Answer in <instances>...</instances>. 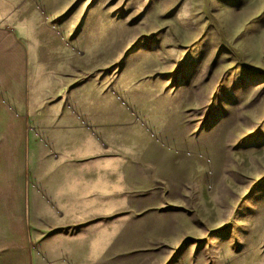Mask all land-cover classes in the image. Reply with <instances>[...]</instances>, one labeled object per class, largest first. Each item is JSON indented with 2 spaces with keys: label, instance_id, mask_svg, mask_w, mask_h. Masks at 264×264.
<instances>
[{
  "label": "rangeland",
  "instance_id": "374dc122",
  "mask_svg": "<svg viewBox=\"0 0 264 264\" xmlns=\"http://www.w3.org/2000/svg\"><path fill=\"white\" fill-rule=\"evenodd\" d=\"M26 1L66 26L147 171L107 244L121 264H264V0Z\"/></svg>",
  "mask_w": 264,
  "mask_h": 264
},
{
  "label": "crops",
  "instance_id": "0c3cea01",
  "mask_svg": "<svg viewBox=\"0 0 264 264\" xmlns=\"http://www.w3.org/2000/svg\"><path fill=\"white\" fill-rule=\"evenodd\" d=\"M52 22L0 0V264H121V243L107 244L121 240V208L147 203V171L116 151L101 90Z\"/></svg>",
  "mask_w": 264,
  "mask_h": 264
}]
</instances>
